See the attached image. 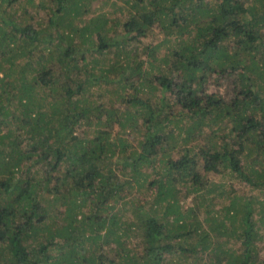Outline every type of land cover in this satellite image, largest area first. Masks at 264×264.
Returning a JSON list of instances; mask_svg holds the SVG:
<instances>
[{"label": "trees", "instance_id": "16d2710c", "mask_svg": "<svg viewBox=\"0 0 264 264\" xmlns=\"http://www.w3.org/2000/svg\"><path fill=\"white\" fill-rule=\"evenodd\" d=\"M263 195L264 0H0V264H264Z\"/></svg>", "mask_w": 264, "mask_h": 264}, {"label": "rangeland", "instance_id": "374dc122", "mask_svg": "<svg viewBox=\"0 0 264 264\" xmlns=\"http://www.w3.org/2000/svg\"><path fill=\"white\" fill-rule=\"evenodd\" d=\"M6 8V6H1V9H4ZM18 8V7H16ZM162 38V35L156 30L154 31L150 36H148L146 34V37L142 40L143 44H147L149 43L151 40L154 39V41H159L160 39ZM164 51V48L161 47L160 49V52H163ZM220 179L218 177H215V176H209V182H212V183H219ZM236 192L238 195H242L244 193V191H247V190H250V187L245 185V184H237L236 186ZM142 198L146 197V199L151 195V191H146V192H142ZM264 196V195H263ZM217 201H220L218 199H216ZM233 250H237V246L236 245H233Z\"/></svg>", "mask_w": 264, "mask_h": 264}]
</instances>
